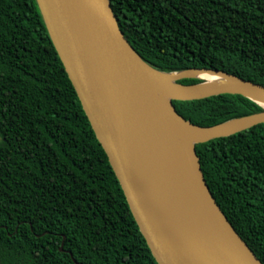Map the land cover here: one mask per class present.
Masks as SVG:
<instances>
[{"label":"trees","instance_id":"trees-1","mask_svg":"<svg viewBox=\"0 0 264 264\" xmlns=\"http://www.w3.org/2000/svg\"><path fill=\"white\" fill-rule=\"evenodd\" d=\"M110 1L153 67L219 70L264 86V0ZM172 103L202 127L263 111L240 94ZM0 137L2 263L158 264L36 0H0ZM195 150L216 202L264 264V123Z\"/></svg>","mask_w":264,"mask_h":264},{"label":"water","instance_id":"water-1","mask_svg":"<svg viewBox=\"0 0 264 264\" xmlns=\"http://www.w3.org/2000/svg\"><path fill=\"white\" fill-rule=\"evenodd\" d=\"M36 1L83 110L156 262L202 264L194 262L188 247L186 227L189 222H195L213 229L222 239V259L207 264H263L216 202L204 179L195 145L264 123V105L243 91L264 96V86L219 70L164 72L153 67L125 37L110 0ZM195 70L220 73L235 81L225 86L206 87L200 78L174 77ZM170 75H174L168 89L172 94L164 93L160 79ZM187 78L201 82H180ZM221 94L248 97L261 105L263 111L202 127L181 116L172 103ZM176 120L197 130L242 121L233 129L193 143L192 153L202 186L199 192L195 191L190 178ZM156 195L163 204L161 211L154 204Z\"/></svg>","mask_w":264,"mask_h":264},{"label":"bare ground","instance_id":"bare-ground-1","mask_svg":"<svg viewBox=\"0 0 264 264\" xmlns=\"http://www.w3.org/2000/svg\"><path fill=\"white\" fill-rule=\"evenodd\" d=\"M185 75L190 77H196L203 79L205 83L203 86L206 87H216V86H225L229 83L234 82L235 80L231 77L222 75L220 73H214L210 71H187L185 73L176 75L174 77ZM172 75L170 76H161V83L162 87L164 88V93L168 92L172 94V92L169 89L170 87V79L173 78ZM245 93L249 94L251 97L258 100L261 104L264 105V96L257 94L250 90H243ZM242 121H232L225 125L209 129V130H197L189 127L185 123L181 122L180 120L175 121V127L177 129V132L180 136V139L183 140V147L185 150V158L186 163L188 167V171L190 174V178L193 184V187L196 192L201 191V181L200 176L198 174L196 161L194 159L193 153L190 150V147L188 146V142L191 143L192 140L197 139V141L205 140L211 135L223 133L226 130L233 129L240 125ZM184 130L188 136H182L179 133V130ZM194 142V141H192ZM189 143V144H190ZM154 204L156 206V209L158 211H161L163 208V204L161 201L160 196H154L153 198ZM186 235L188 236V247L190 254L193 256L194 262L196 263H218L221 258L222 253V239L221 236L214 231L213 229H210L209 227L195 223V222H189V224L186 227Z\"/></svg>","mask_w":264,"mask_h":264},{"label":"rangeland","instance_id":"rangeland-1","mask_svg":"<svg viewBox=\"0 0 264 264\" xmlns=\"http://www.w3.org/2000/svg\"><path fill=\"white\" fill-rule=\"evenodd\" d=\"M179 133H180V135H182V136H188V134H186V133L184 132V130H182V129L179 130ZM0 139H1V137H0ZM192 141H197V139H194V140H192ZM192 141H191V142H192ZM189 143H190V142H188V146H189Z\"/></svg>","mask_w":264,"mask_h":264},{"label":"flooded vegetation","instance_id":"flooded-vegetation-1","mask_svg":"<svg viewBox=\"0 0 264 264\" xmlns=\"http://www.w3.org/2000/svg\"><path fill=\"white\" fill-rule=\"evenodd\" d=\"M0 264H4V263H2V262L0 261Z\"/></svg>","mask_w":264,"mask_h":264}]
</instances>
